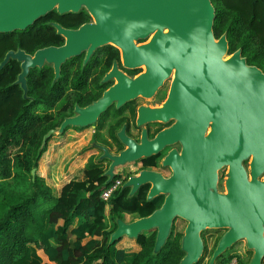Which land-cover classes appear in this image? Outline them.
I'll use <instances>...</instances> for the list:
<instances>
[{
	"label": "water",
	"instance_id": "95a60500",
	"mask_svg": "<svg viewBox=\"0 0 264 264\" xmlns=\"http://www.w3.org/2000/svg\"><path fill=\"white\" fill-rule=\"evenodd\" d=\"M82 10L93 18V23L75 30L51 24L64 38L62 46L39 49L33 55L20 49L9 51L0 69L10 59L20 64L15 84L20 85L26 98L29 70L51 65L56 80L66 61L85 53L86 64L97 49L106 45L121 51L125 68L146 65V71L133 79L114 66L106 79L115 77L117 82L89 106L76 107L74 116L62 122L58 133L69 127L80 130L94 126L112 106L119 109L138 97L149 98L174 70L164 108L140 107L137 112L138 125L155 122L156 118H172L176 120L172 127L153 140H148L143 131L139 143L121 131L118 137L125 148L117 155L91 145L102 151L98 162H110L104 173L106 184L115 177L116 169L142 162L174 142L182 146L180 154L171 150L161 162L163 168L170 169V177L152 169H141L137 175L127 177L122 189H129L130 196L148 185L146 200L163 196V203L147 217L129 223L116 219L109 244L155 231L154 253H158L178 218L186 222L179 264H196L200 260L204 251L201 233L208 229L226 230L209 264L240 240L253 252L249 264H262L264 73L247 65L240 50L228 54L225 34L214 37L215 10L210 0H0V33L24 31L51 12L64 15ZM163 28L169 32L164 34ZM156 29L147 44L135 45ZM208 128L212 131L206 134ZM55 133L48 131L42 146ZM251 155L250 179L242 163ZM225 166L228 193L221 194L215 191L216 172ZM34 175L32 169V178Z\"/></svg>",
	"mask_w": 264,
	"mask_h": 264
},
{
	"label": "trees",
	"instance_id": "16d2710c",
	"mask_svg": "<svg viewBox=\"0 0 264 264\" xmlns=\"http://www.w3.org/2000/svg\"><path fill=\"white\" fill-rule=\"evenodd\" d=\"M210 1L215 10L214 37L218 39L225 34L228 54L240 50L247 65L264 73V0ZM88 19L84 10L65 17L51 12L24 31L0 33V63L9 51L20 49L33 55L39 49L61 46L63 39L51 26L53 23L70 28ZM106 50L109 61L100 68L94 81L96 86L117 58V51L111 46L98 51L83 66L76 58L66 61L56 80L51 65L29 70L25 78L26 98L20 85L15 84L21 72L20 64L10 59L0 69V264H179L183 257L182 233H175L173 228L158 253H154L155 231L131 239L138 248L136 252L117 247L120 241L109 244L116 219L123 220L124 214L144 218L162 205L163 196L146 200L148 185L131 196L129 189L121 188L104 202L100 198L102 191L118 175L106 184L102 164L91 157L81 169H76L81 170L82 179H75L76 174L71 170L63 174L57 194L37 171L49 141L42 146L43 137L72 114L60 112L61 103L67 102L70 111L75 103L70 95L65 96L66 91L86 81L90 70L101 64L98 54ZM99 96L100 92L86 95L78 104L85 106ZM55 112L58 114L54 115ZM105 118L99 121L98 130L102 129ZM14 149L17 151L10 157ZM155 161V156L144 159L143 169L155 166ZM32 169L37 171L33 178ZM106 207H109V225L105 221ZM37 248L42 250L47 262L37 257ZM231 259L236 264H246L236 255H226L217 263L223 264L224 260L228 263Z\"/></svg>",
	"mask_w": 264,
	"mask_h": 264
},
{
	"label": "flooded vegetation",
	"instance_id": "af4514ba",
	"mask_svg": "<svg viewBox=\"0 0 264 264\" xmlns=\"http://www.w3.org/2000/svg\"><path fill=\"white\" fill-rule=\"evenodd\" d=\"M65 15L66 14H64L63 16L65 17ZM88 16H89V19L87 21H84L75 27H70V28L62 27V28L69 29V30H75L84 24L93 23L94 22L93 18L89 14H88ZM62 39H63V44H64V38L62 37ZM149 39H150V37L146 39L147 42L149 41ZM109 46H111V45H106V46H103V47L97 49L93 53V55L89 58L87 63L90 61V59L94 55H96V53L98 51H101L104 48H107ZM111 47H113V46H111ZM113 48L116 49V51H117V58L112 60L111 65L109 66L107 71L105 73H103V75L100 77L96 86H94V81L98 77V73L100 72V68L103 65L108 64V61H109V52H107V50H106V52H102V53L98 54V56L100 57V60H101V64L99 66H97L96 70H92V71L90 70V73L87 74V75H89V77L86 79V81H84L82 83V85H80L78 88H75V89L69 88L66 91L65 96L70 95V99L71 98H72V100L75 99V103H74L72 111H70V107L68 106L67 102L61 103L60 112H62V113L71 112L72 113L70 116H66L64 118V120L74 116V110L76 107L85 108V107L89 106L90 104H92L93 102L97 101L106 90H108L110 87H112L117 82V79L115 77H112L110 79H106V76L110 73V71L112 70V68L114 66L119 72H121L122 74H124L125 76H127L131 79L138 77L139 75H141L143 72L146 71L145 67H139L136 69L125 68L122 65L123 58L121 55V51L115 47H113ZM74 58L80 60L82 62L81 65L83 66V62L85 59V53H82L81 55L74 57ZM75 67L76 66H74V68ZM83 69H84V67L81 68V72ZM75 70H77V69L75 68ZM173 79H174V74L170 75L166 80H164L152 96H150L149 98H144V99L151 100L152 101L151 104H139L138 100L135 99V100H132L130 102H127L125 105L120 107L119 109H122V111L119 113H118L119 109H116L115 106H112L111 108L107 109L103 114L100 115V117L98 118V120L96 121L94 126H91V127H88V129L86 128V129H82V130L75 129V128H72V129L68 128V130H74V129L79 130V132H81L80 134H82L83 139L87 138V136L85 135V131L88 130L90 132V140L88 142V145L90 146V148H89V150L86 149L85 151L86 152H94V154L95 153L98 154L100 151L95 147H91L92 144L100 146L99 144L102 143L103 145H107V148L111 147L109 149L110 154H111L110 150L112 151V149H114L115 154H119L122 150H124L125 146L120 141V139L118 137V133H120L121 131L124 132V134L127 138L134 141L135 143H139L141 141V136H142L143 131H146V136H147L148 140H153L160 132L172 127L175 124L176 120H174L172 118H168V120H166V121L161 120V121H155V122L148 123V124L138 125L137 124V112H138V109L140 107H149L151 109L162 108L168 99ZM166 83H168V85H165ZM95 92H100V96L95 101H91L89 104H87L85 106H80L78 104V102L81 101V99H83L82 97H86V95L92 96L95 94ZM84 101H87V100H84ZM103 116H106L104 125H103L101 130H98L99 121L102 119ZM131 129H135L137 136L133 135L132 131H130ZM102 130L105 131V133L103 135H101ZM80 134H78V135H80ZM118 147H120V149ZM181 149H182V146H181L180 142H174L173 144H169V145L164 146L162 149H160V151L156 155H154L156 157L155 166L146 167L145 169H152L154 171H157V172L161 173V175L165 178L170 177L171 176L170 169L169 168H163L161 166V162L163 161L165 156H167V154L171 150H174L177 152V154H180ZM92 155H93V153L88 154L86 157L87 160L90 157L92 158ZM246 162L242 163L243 167H244V164L246 165ZM138 168L140 170L143 169L142 162L139 164ZM244 168L247 171L248 177H250L248 166H245ZM163 170H166L167 173H163ZM221 171L224 172V174L228 175V167L227 166L221 167L219 170H217V172H216L217 179H216V185H215V187L217 189H218L219 183H220L219 178H221V176H219V172H221ZM122 172H123V168H122ZM227 175H225L226 178L224 177L226 180H227ZM126 178L127 177H125V181H126ZM226 180L224 181L223 188L221 190H218L219 191L218 193L223 194L227 191ZM224 233H225V231L222 232L221 234H217V235L212 234V235L208 236L209 239H213V238L215 239V241H214L215 246L212 250V253L214 252V250L217 246V242L219 241V239L222 237V235ZM203 244H204V250H205V248H206L205 242H203ZM211 256H212V254H211ZM221 258L222 257H220L219 259H221Z\"/></svg>",
	"mask_w": 264,
	"mask_h": 264
},
{
	"label": "rangeland",
	"instance_id": "374dc122",
	"mask_svg": "<svg viewBox=\"0 0 264 264\" xmlns=\"http://www.w3.org/2000/svg\"><path fill=\"white\" fill-rule=\"evenodd\" d=\"M145 40L146 39L137 41L136 42L137 46L145 45L149 42V41L147 42V40L146 41ZM165 85H168V83H166ZM136 99L138 100L139 104H151L152 103L151 100L144 99L143 97L142 98L138 97ZM58 112H55L54 115L58 114ZM59 127L55 129L56 133L54 135H52L50 138H48L49 141H48L47 149L44 152L42 159L39 162L38 169H37V171H39L40 174L46 178L48 184L53 188L55 194H57L59 189H60V182L62 180L61 177L63 176V174L67 175L69 172L74 171V174H76L75 179H82L83 176H82L81 170L78 171L76 169H81L84 166V164L88 161L86 158L87 155L90 153H93V155H92L93 161L98 162V159L102 154V151L99 152L100 154L99 153L94 154V152H86L85 153V150L87 148H90V146L88 145V142L90 140V132L88 130L85 131V135L87 136V138L83 139L82 134H80L81 132H79V130H75L76 128L74 130H68L66 128L63 130L62 133H58ZM86 128L88 129V127H86ZM86 128H83V129H86ZM77 129H79V128H77ZM80 130H82V129H80ZM130 131H132L134 136H137L135 129H131ZM104 133H105V131L102 130L101 135H103ZM78 134H80V135H78ZM99 145H100V147L105 148L108 152H109V149L111 148V147L107 148V145H103L102 143H100ZM87 150H89V149H87ZM16 151L17 150H15V149L12 150L10 152V157L12 155H14ZM110 152H111V155H117V154H115L114 149H112V151L110 150ZM82 154H84V155H82ZM85 155H86V157L84 158ZM83 159H84V161L82 163ZM244 162H246V161H244ZM99 163L102 164V168L105 171L108 169L109 164H110L109 160H103ZM140 163L141 162H136V163L130 164L128 166H125L123 168V172H122L123 176L129 177V176L137 175L138 172L140 171V169L138 168ZM249 164H250V160H247L246 165L244 164V167L248 166V170H249ZM37 171H35V173ZM163 173H167V171L163 170ZM225 175H227V174H224V172H222V171L219 172V176H221V178H219L220 183H219L218 189L217 188L215 189L216 192H219L218 190H221L223 188L224 181L226 180ZM262 178H263V176H262ZM136 219L137 218L133 215H128V214L123 215V221L126 223L132 222ZM105 221L109 225V221H110L109 207L105 208ZM185 226H186V222H184L181 219L176 218L173 221L172 228H173L175 233H182V235H183ZM224 231H226V230L225 229H208V230H205L201 233L202 241L205 242L206 248L203 251V254H202L200 260L196 264H198V263L209 264L210 259H211L212 250L215 246V242H214L215 239L214 238L209 239L208 236L212 235V234L213 235L221 234ZM150 233L151 232H148V233H146V235H148ZM117 247H122V244H118ZM35 253H36L37 257L40 258L41 261L47 262V260L44 257L41 249L37 248L35 250ZM226 255H236L239 258H241L246 264H249V262L252 258L253 252L247 248L244 240H240L239 242H237L233 246H231L222 255V258L223 257L225 258ZM217 260H219V258ZM217 260L215 261L214 264H218ZM263 261H264V259L262 260V262ZM223 264H236V260L231 259L228 263L225 262V260H224Z\"/></svg>",
	"mask_w": 264,
	"mask_h": 264
},
{
	"label": "built area",
	"instance_id": "2783aa9c",
	"mask_svg": "<svg viewBox=\"0 0 264 264\" xmlns=\"http://www.w3.org/2000/svg\"><path fill=\"white\" fill-rule=\"evenodd\" d=\"M125 182V177L123 176V174H119L118 177H116L114 179L113 182H111L101 193L100 198L102 199V201L107 202L111 196L113 195V193H115L116 191H118L119 189L122 188V185Z\"/></svg>",
	"mask_w": 264,
	"mask_h": 264
},
{
	"label": "crops",
	"instance_id": "0c3cea01",
	"mask_svg": "<svg viewBox=\"0 0 264 264\" xmlns=\"http://www.w3.org/2000/svg\"><path fill=\"white\" fill-rule=\"evenodd\" d=\"M120 173L122 174V168H118L115 170V175H119ZM129 240H131V239L122 238L120 240V242L118 243V244H122V247H120V248H122L128 252H136L138 250V248L136 247V245L134 243H132V241H129Z\"/></svg>",
	"mask_w": 264,
	"mask_h": 264
},
{
	"label": "bare ground",
	"instance_id": "6f19581e",
	"mask_svg": "<svg viewBox=\"0 0 264 264\" xmlns=\"http://www.w3.org/2000/svg\"><path fill=\"white\" fill-rule=\"evenodd\" d=\"M157 31H158V29H156L155 32H153V33H151V34L149 35L150 39L152 38V36H153ZM162 32L165 34V33H168L169 31H168L167 28H166V29L163 28ZM149 37H148V38H149ZM150 39H149V41H150ZM135 45H137V44H135ZM122 58H123V56H122ZM224 59H228V57H225ZM123 63H124V59H123ZM140 67H145V70H146V65H145L144 63L141 64ZM172 74H174V70H172V72H171L170 75H172ZM170 75H169V76H170ZM174 76H175V74H174ZM163 108H164V105H163L162 108H157V109H163ZM155 120H156V121H161V119H159V118H156ZM211 124H213V122H211ZM211 131H212V130H211L210 128H208L207 131H206V134H207V133H211ZM206 134H205V135H206ZM250 161H253V155L250 156ZM251 163H252V162H251ZM262 180L264 181V176H263V179H262ZM227 193H228V190L226 191V194H227Z\"/></svg>",
	"mask_w": 264,
	"mask_h": 264
}]
</instances>
